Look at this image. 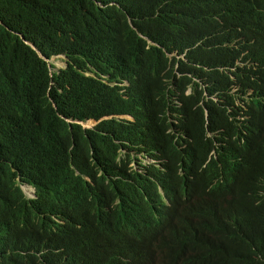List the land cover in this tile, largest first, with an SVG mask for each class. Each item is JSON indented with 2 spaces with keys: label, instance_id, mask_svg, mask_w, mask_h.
Wrapping results in <instances>:
<instances>
[{
  "label": "trees",
  "instance_id": "obj_1",
  "mask_svg": "<svg viewBox=\"0 0 264 264\" xmlns=\"http://www.w3.org/2000/svg\"><path fill=\"white\" fill-rule=\"evenodd\" d=\"M0 264H264V0H0Z\"/></svg>",
  "mask_w": 264,
  "mask_h": 264
},
{
  "label": "rangeland",
  "instance_id": "obj_2",
  "mask_svg": "<svg viewBox=\"0 0 264 264\" xmlns=\"http://www.w3.org/2000/svg\"><path fill=\"white\" fill-rule=\"evenodd\" d=\"M57 70H64L67 68V61L65 60V58L62 56V57H54L52 58L50 61H49ZM93 124L87 126V127H92ZM25 191H26V194L30 197V198H33L35 197V190L32 189V188H29V187H25Z\"/></svg>",
  "mask_w": 264,
  "mask_h": 264
},
{
  "label": "clouds",
  "instance_id": "obj_3",
  "mask_svg": "<svg viewBox=\"0 0 264 264\" xmlns=\"http://www.w3.org/2000/svg\"><path fill=\"white\" fill-rule=\"evenodd\" d=\"M150 45H151V43H149ZM34 48V47H33ZM177 56V54H173L172 56H169L170 58H174V57H176ZM54 57H62V56H54ZM54 57H52V58H54ZM64 57V56H63ZM42 58L46 61V62H48L49 63V65H52L49 61L52 59H47V58H45V57H43L42 56ZM65 58V57H64ZM182 59H184V56H182L181 57ZM65 60L68 62V59H66L65 58ZM50 67V66H49ZM67 67H68V64H67ZM123 85H125V86H128V83L127 82H125ZM190 92H191V90H188L187 92H186V94L188 95V94H190ZM252 93V91H250L249 92V94H251ZM176 104H177V102H176ZM89 125H91V123H88V124H84V126L85 127H87V126H89ZM93 126H94V124H93ZM92 126V127H93ZM88 128V127H87ZM181 137L183 138V134H181ZM183 147H185V145H183ZM148 161H150L151 163H153L154 161H152V160H150V159H148ZM25 187H29V188H32V189H34L35 190V197H36V189L34 188V187H32V186H30V185H25V186H23V189H24V191H25ZM25 193H26V191H25ZM28 196V195H27ZM29 197V196H28ZM35 197H33V198H35ZM30 198V197H29Z\"/></svg>",
  "mask_w": 264,
  "mask_h": 264
}]
</instances>
